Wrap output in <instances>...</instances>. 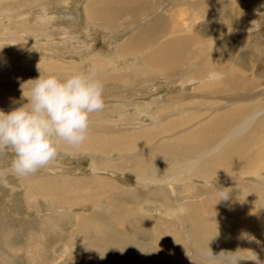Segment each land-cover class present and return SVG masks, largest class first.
Listing matches in <instances>:
<instances>
[{
  "label": "bare ground",
  "instance_id": "6f19581e",
  "mask_svg": "<svg viewBox=\"0 0 264 264\" xmlns=\"http://www.w3.org/2000/svg\"><path fill=\"white\" fill-rule=\"evenodd\" d=\"M7 1L8 0H0V2ZM13 1L14 0H10L9 2ZM115 1L117 4L114 3V0H95L91 3L87 12L90 20L95 24L98 22L103 26L111 25L113 27L115 20L122 14H127L131 16L132 19H135L138 11L140 12V10L145 9L152 0ZM161 3H163V1ZM35 4L36 1L31 3V0H28V3H26L27 9L24 11V15L27 16L25 19L27 20L26 23L30 27H32V25L36 27L37 25L41 28L40 31H46L47 29H45V27H50L51 25L50 20L49 18L46 19V17H40L43 12L41 9L38 10L36 6H34L36 7L34 8L33 5ZM241 4L240 1H238V3L232 7L236 19L241 14ZM187 5H191V3ZM194 8L195 6L192 10H195ZM84 9H86V7H84ZM154 9L151 3L149 9L145 11V13H152ZM28 10L32 11L28 12ZM29 14L34 16L29 18ZM158 14L159 15L148 21V23L135 26L137 30L129 31V33L126 32L125 36L127 39L124 44L119 46L116 50L111 46L102 51L100 53L101 56H86V58L83 59V62H86L85 64L95 66L101 70V72H98V76L104 83V98H117L119 100L123 99L129 101L135 97H139V101H135L132 104L124 103L125 101H118L116 105L117 108L131 115H135L139 113V111L143 114L144 102L148 100L146 96L147 92L143 91L141 94L137 93L144 89L143 85L148 86L156 83V80L162 77L171 79L174 84L176 81L174 76L184 72L189 62L199 63L200 58H203L204 66H208L214 61L216 63L219 62L220 65L216 66L211 71H220L225 78L216 82L209 79H206V81L200 80L199 84L192 90L166 96L165 99H168V101H164V103L169 105V110L163 111L157 107L153 108L155 118L157 119L156 123H161L159 129L152 128L151 130L146 127H140L141 117L140 119L138 118L133 126L129 125V123L125 124V121L128 119L127 115L121 114L120 118L114 117L110 112L109 103L105 104L103 110L91 114L89 122L90 130L103 134V137L89 135L87 136L88 138L85 145L82 144L78 147L59 142L57 145L58 156L62 154H70V156L78 155L77 151L86 150L84 148L91 149L95 153L100 154H110L112 151H115L120 156L118 159L110 158L103 161L100 158L94 161L93 167L110 168L120 175V170H122L123 167L122 159L126 156V152L128 151L131 156L129 158V165L132 174H134L136 176L135 179L144 186L142 189L138 190L144 192V190L146 191L147 188L151 187V184L156 183L167 185L162 196H167L169 192H173L172 188L174 186H181L185 188L189 194L193 195L194 193L191 192L190 187H187V183L195 178L202 181L203 186H207L208 190L212 188L221 189L220 186H223V188L230 187V185H227V182L234 180V182H237L236 186L238 187L239 194L235 196L230 194L229 197L226 196L228 197L227 201L234 206L227 204L226 197H220L225 193L213 196L216 200L212 201L207 195L201 197L205 204L211 205L214 209L218 210V213L222 215L227 226L235 230V233H232L234 237L231 238L220 235L217 228L212 227L211 229L212 233L218 234V240L234 241L233 244L227 243L229 247L221 246L222 248L219 249L221 251H227L228 256L223 254V257L215 262L207 258L210 256H207L205 260L199 256H190L188 260L183 257L179 259L177 264L181 263L182 260L186 264H222L220 260L224 258L230 260L227 264H264V210L256 206L258 200L262 202L259 203V205L261 207L264 206V185H260V183L264 182V171L260 170V167H264V165L260 163L264 160V89L257 88L254 93L250 92L252 94L248 95V97L239 94V92H242L240 87L248 86L246 88V90H248L249 85L253 82V78L247 79L250 75L241 73L242 68H253L263 80L260 83L264 84V69L256 68V66L263 65L264 58L259 54V56L256 57L251 53L252 51L242 48L245 45H249L247 43L248 40L244 39V41L240 40L239 44L240 48L244 50L239 49L236 51L235 55L238 57L234 58V56H231L233 60L232 63L223 64L213 54L214 52H211L204 59L202 48L200 49L199 42L196 40V38H202L196 35L197 33L203 32L223 33L227 30L229 31L232 25H236L237 23H231L225 12L217 16V25L212 28L210 27L211 29H208L207 25H203L201 30L194 32L192 29L190 34H184L181 28H173L170 23L162 22L166 18L164 12ZM47 15L51 16V13L47 11ZM57 15L58 12L53 11L52 17H55L56 20L63 19L61 14ZM191 18H194V15L187 16L189 22ZM119 20L124 19L120 18ZM218 20L220 21L219 23ZM18 23L19 29H21V21ZM88 23L89 22L86 24L88 25ZM118 23L116 25L117 27L120 25L124 27L123 21H118ZM260 23H262V20L245 26L258 27ZM64 26L65 24L61 21H57L56 28L59 27L57 28L58 34L64 32ZM15 27L17 28V26H11V28ZM109 39H113V34H109ZM255 41L258 43L254 44ZM255 41L253 42L256 46H254V48H261V50L264 51V41H261L259 36L255 38ZM192 43L197 44L195 50L191 48ZM19 45L22 46L21 43ZM54 47H56V45ZM92 48L94 47L92 46ZM130 51L140 52L137 56H141L143 64L151 67V71L154 72V77H151L147 67H139V62L135 63L131 68L132 72H139L138 76L135 78L131 77L130 72L125 73L128 69L122 68L120 70L119 68L113 67V64L110 63V58H133ZM237 52L241 53L242 58H240ZM109 53L111 54L110 58L104 59L103 56ZM2 58L4 57H0V63L2 65V67H0V77L5 79V83H0V104L7 103L13 108L25 102L22 93L24 91V93L27 94L29 89L28 86L22 84V81L23 83L27 81L29 76L18 75L19 73L15 72L8 64L7 60ZM70 60L73 61L74 59ZM57 61H50L48 65L58 70H66L63 72H66L67 75L83 71L85 66L83 63H72L71 61L70 63H66L61 57ZM134 62H131V65ZM121 64H123V62H120V65ZM28 66V64L23 66V69L27 71ZM235 66L237 70H234ZM203 71L204 70L199 68V70H195L193 74L195 76H201ZM195 73H199V75ZM134 80L137 81L134 85H137L135 96L133 95V90L130 88ZM258 84L255 80L254 87ZM118 85L121 86L119 87ZM147 90H149V88H147ZM246 97L247 102H245ZM219 99L228 100L222 107L229 108L213 109L211 113L207 114L206 111H204V103H206L205 110H208V108H212L211 103ZM248 141L254 142L256 149L252 151ZM114 143H116V145H114ZM121 153L125 155L122 156ZM9 156L8 153L7 155L0 154V159H6ZM57 162L58 165H60L59 161ZM256 162L258 163V168L255 164ZM60 166L61 172L65 169V174L73 172L68 165H64L63 167L62 165ZM41 168L42 171L46 169V173L42 174L35 172L34 174L26 176H18L20 185L16 186V188L26 191L27 205L36 204V202H32V199L36 201L40 199L44 200V197L46 199L49 190L52 192L48 194V197L52 195L51 198H53L56 194L53 189H57L55 185H58V187L62 186H59V181L66 185L69 183L66 181L68 179L63 178L64 176L66 177V175L56 173L54 170L55 168L51 167V163L47 165L46 168ZM6 172L8 173L7 175L13 177L14 174L11 173V168L6 170ZM214 176L222 177L223 179L216 182V179H213ZM90 177L91 179L89 181L76 180V177L74 179L72 178L70 181L71 184H69L71 190L80 187V184H82L75 181H84L83 183L85 186L87 185V188L91 186L89 189L97 188L98 190L96 197L94 194L96 192L93 193V190L89 192V189L84 188L83 192L79 195L82 196L83 199L85 198L83 201L87 200V196L90 195V197H94L95 195L97 201L105 197L106 203L101 204V206L99 205L98 209L96 208L94 211H87L83 214H80L79 211H72L75 213L77 225L70 231L83 233L81 234L83 235L82 239L84 240L87 238V242L82 246V254L80 256H67L68 258L66 257L67 260L64 264H113L117 256H124L122 264H146V261L150 257L135 256L136 252L134 248L126 244L125 240H122V236L132 231V225L135 223L140 221L148 222V219H151L150 222H154L152 218L156 217V213L141 211L143 207L142 195L140 192L139 194L141 196L136 192L137 188L133 187L132 193L129 192L131 204L122 206V203V205L119 204L113 198V194L116 195L120 192V186L116 184L115 180L107 178L108 176L106 177L100 172ZM246 178H249L253 183H244ZM97 185L99 187H96ZM169 187L171 188L170 191ZM65 192H67L66 201L68 202H62L58 199L59 197H55V199H51L49 203L58 205L61 208L63 206L64 209L67 208L71 210L75 206L77 199H73L74 196H71L72 192L69 193L67 190ZM152 193L154 195L157 194L156 191ZM254 197H256L257 200L252 202ZM96 206L98 205L95 204V207ZM172 207L175 210H186L187 213L190 212L189 209L182 208L179 203H174ZM145 209H147L146 206ZM66 212L69 211L65 209L61 213H54L51 211L49 215L47 214L46 222L49 225L48 227L50 229L63 228L60 226V221L64 224L66 220L64 217H69ZM29 220L33 219L29 218ZM34 220L36 222V219ZM176 221L186 222L185 229L192 237L198 236L199 233L205 236L210 231L209 224L201 217L196 219L197 224L194 225L187 214L183 213L180 215L176 213L174 217L169 220L171 228H174ZM76 232H74V234ZM153 232H155V230H153ZM165 233L168 234L170 231L166 230ZM54 235V233H50L49 242ZM74 238L75 237H73V239ZM56 241L53 245L49 243L50 249L55 248L56 244H58ZM66 243L63 250L64 253L69 251L71 247H74V245L70 246L69 243L74 244L75 241L69 239ZM235 243H237V245H235ZM259 243H261L260 247H258ZM42 244L46 246L47 240H45L42 233H38L36 236L32 237L30 244L26 247L24 252H21L19 250L20 248L18 249V255L25 253L29 258V264H48L43 256L42 259L38 256L42 251ZM124 246H126V248H124ZM168 249L169 252L173 250L171 246H168ZM30 252H32V255H30ZM11 256H16V253ZM171 257L175 256H168L165 258L168 264L172 260ZM63 258L64 255L62 253L56 254L55 256L53 255V260L55 261H53V263H57V261Z\"/></svg>",
  "mask_w": 264,
  "mask_h": 264
},
{
  "label": "rangeland",
  "instance_id": "374dc122",
  "mask_svg": "<svg viewBox=\"0 0 264 264\" xmlns=\"http://www.w3.org/2000/svg\"><path fill=\"white\" fill-rule=\"evenodd\" d=\"M9 1L10 0L7 2H0V57H4L2 59L7 60L8 64L15 70V72L19 73L18 75L29 76V81L27 80L24 83L22 81V84L28 86V89L31 86L30 80L36 78L40 74H55L60 77L66 76L67 73L63 72L66 70H58L55 67L48 65L50 61H57L60 57L66 63H70V61L72 63H83V65H85L83 71H86L92 67L85 64L86 62H83V59L86 58V56H101L100 53L111 46L116 50L119 46H122L127 39L125 36L126 32L129 33V31L137 30V27L135 26L148 23V21L159 15L158 13L161 12L166 14V18L162 22L170 23L173 28H181L184 31V34H190L192 29L194 32H197V30H201L203 25H207V28L211 29L217 25V16L220 13L225 12L228 16V20L231 23H237L236 25H232L229 31L227 30L223 33L203 32L197 33L196 35L197 37L202 38H196V40L199 42L200 49L202 48V55L204 59L211 52H214L213 54L219 61H221L223 64H230L233 61L231 56H234V58L238 57L235 55L236 51L239 49L244 50L239 46L240 40L244 41V39L248 40L247 43L249 45H245L242 48L252 51L251 53L256 57L262 55V58H264V51L261 50V48H254V44L258 43L255 41L256 37L259 36L260 40L264 41V0H152L151 3L155 8L152 13H145V11L149 9L150 3L145 7V9L140 10V12L138 11L135 19H132V17L127 14H122L115 20L113 27L111 25L103 26L98 22L95 24L90 20L87 12L90 4L95 0H31V3L36 1V4L33 5V7L36 6L38 10H42L43 13L40 15V17H46V19L49 18L50 20L51 25L50 27H45V29H47L46 31H40L41 28H39L37 25L36 27H33V25L30 27L26 23L27 20L25 19L27 16L24 15V11L27 9L26 3H28V0H14L13 2ZM162 1L163 3H161ZM238 1H240V4H243H241V14L236 19V15L234 14V9L232 7L237 4ZM114 3L117 4L115 0ZM189 3H191V5L188 6L187 4ZM194 6L195 10H192ZM84 7H86V9H84ZM31 11L32 10H28V12ZM47 11L51 13V16L47 15ZM53 11H57L58 15L61 14L63 19L56 20L55 17H52ZM31 15L32 14L28 15L30 16L29 18L34 16ZM188 15H194V18H191L190 22L187 20ZM120 18L124 20H119ZM259 20H262V23H260L258 27L245 26L248 24H253L257 21L259 22ZM20 21L22 25L21 29H19L18 25V22ZM57 21H61L63 24H65V29L62 34H58L57 32V28H59H56ZM118 21H123L124 27L121 25L117 27L116 25ZM87 22H89L88 25L86 24ZM219 22L220 21L218 20V23ZM11 26H17V28H11ZM109 34H113L112 40L109 39ZM20 43L22 46L19 45ZM55 45L56 47H54ZM92 46L94 48H92ZM196 47V43L191 44V48L193 50H195ZM130 52L132 53L133 58L125 57L123 59H112L110 58V53L105 54L103 57L104 59L110 58V63L113 64L114 68H119L120 70L122 68L128 69L125 71V73L130 72L131 77L134 78L138 76L139 72H132L131 68L135 63L139 62V67H147L151 77H154V72L151 71V67L143 64L141 56H137L140 52ZM237 53L239 54L240 58H242L241 53ZM70 59L74 60L72 61ZM120 62H123V64L120 65ZM131 62L134 63L131 65ZM26 63L29 65L27 71L23 69V66L27 65ZM129 65L131 66L127 67ZM218 65H220L219 62L216 63L214 61L208 66H204L203 58H200L199 63L189 62L184 72H182L180 75L174 76L176 79L174 84L171 79L162 77L157 79L156 83L148 86L143 85L144 89L141 92H137L138 94H141L143 91L147 92L146 96L148 97V100L144 102L143 114L140 113L141 111H139V113L131 115L130 113L117 108L116 105L118 101H125L124 103L132 104L135 101H139V97H135L129 101L123 99L119 100L117 98H104L105 104L109 103L110 112L114 117L120 118L121 114H126L128 119L125 121V124L129 123V125L133 126L137 122L138 118L140 119L141 117V124L139 125L140 127H146L151 130L152 128L159 129V125L161 123H156L157 119L155 118L153 108L157 107L163 111L169 110V105L164 103V101H168V99H165L166 96L192 90L199 84L200 80L206 81V79H208V74ZM0 67H2L1 63ZM199 68L204 71L202 72L201 76H195L193 72L195 70L198 71ZM235 68L236 66L234 67V70H237V68ZM256 68L264 69V63L263 65L256 66ZM96 69L98 72H101V70L97 67ZM241 73L250 75L247 79L253 78V82L251 85H249L248 90H246L248 86L240 87V90L242 91L239 92L240 95H245L248 97V95L252 94L250 92L254 93L257 88L264 89V84L260 83L263 80L258 76L253 68H242ZM195 74L199 75V73ZM224 78L225 77L222 76V79ZM255 80L257 81V84H260L254 87ZM213 81L216 82L218 80ZM136 82V80L132 81V86H130V88L133 90L134 96L137 90V85L134 86ZM0 83H5V79L0 77ZM118 86L120 87L121 85ZM147 88H149V90H147ZM247 97L245 102H247ZM227 101L228 100L222 99L216 100L211 103L212 108H208V110H205L206 103H204V111L209 114L213 109L229 108L222 107ZM11 108L12 107L7 103L0 104V109H3L4 111H7ZM89 135L103 137V134L90 130V126L87 136ZM61 142L65 143L63 141ZM85 142H87V139ZM85 142L83 143L84 145ZM248 144L250 145L252 151L256 149L254 142L248 141ZM114 145H116V143H114ZM84 149L86 150L77 151L78 155L70 156V154H62L57 156V158L51 162V167L55 168L54 170L56 173H62L66 175V177L64 176L63 178L68 179L66 181L69 183L66 185L59 181V186L62 185L61 187L64 188L62 189L61 187H58V185H55L57 189H53V191L56 193L53 198H51L52 195L48 197V194L52 192L48 189L49 191L46 195V199L45 197L44 200L40 199L39 201L32 199V202H36L35 205H27V196L25 195L26 191L24 189L16 188V186L20 185V180L17 175L14 174L13 177L11 175L0 177V264H29L28 256L25 255V253L18 255V249L20 248L19 250L24 252L26 247L30 244L32 237L36 236L38 233H42L45 237V240H47V245L45 246L42 244V251L38 256L41 257V259L43 256L48 264H64L68 258L67 256H80L82 254L81 248L87 242V238L83 240V235H81L83 233L70 231L77 225L75 213L72 211H79L80 214H83L87 211H94V209H98L99 205L101 206V204L106 203V200L104 199L105 197H102L100 201L96 200L97 198H95V195L97 197V188L89 189L91 186H88L87 188V185L85 186L83 183L85 180L89 181L91 179L90 176L98 172L106 177L108 176L107 178L115 180L116 184L120 186V192L116 195L113 194V198L119 204L122 203V206L131 204L129 192L132 193V188L134 187L137 188V190L135 189L136 192L138 194L140 192L142 195L141 196L139 194L143 203L141 211H150L151 213H156V217L152 218L154 222H150L151 219H148V222L140 221L135 223L132 225V231H129L127 235L122 236V240H125L126 244L131 245L134 248L136 252L135 256L150 257L146 261V264H168L165 259L168 256H175L171 257L172 260L169 264H177L179 259H182L183 257L188 260L190 256H199L204 260L207 256H210L207 258L212 262L219 260L221 257H223V254L228 256L227 251H221L219 249L222 248L221 246L229 247V244H233L234 241L218 240V234L212 233L211 229L212 227L217 228L220 232V235L231 238L234 237L232 233H235V230L232 227L227 226L222 218V215L218 213V210L214 209L211 205L205 204L201 197L207 195L212 201L216 200L213 196L217 194H226L228 192V197L230 194L235 196L236 194H239L238 187L236 186L237 182L231 180L227 182V185H230V187L223 188V186H220L221 189L212 188L208 190L207 186H203L202 181H199V179L195 178L188 181L187 183V187H190L191 192L194 193L193 195L189 194L185 188L181 186H174L172 188L173 192H169L167 196H162L167 185H161L159 183L151 184L150 188H147L146 191L144 190V192H142L138 189H142L144 186L135 179L136 176L132 174L131 167L129 165V158L131 157L130 152L127 151L126 156H124V153H121V155L124 156L122 159L123 167L122 170H120V175H118L110 168L93 167L94 161H97L100 158L103 161H106L110 158L118 159L120 156L117 152L112 151L110 154H100L95 153L93 150L88 148ZM8 154L10 156L6 159H0V170L6 171L11 168L10 151ZM57 161H59L62 167L64 165L71 167L70 169H72L73 172H69V175L65 174V169H63L61 172V166L58 165ZM260 163L264 165V160ZM255 164L258 168V163L256 162ZM43 168H46V166H43ZM260 170L264 171V167H260ZM46 171V169L42 171V168H40L37 172L44 174ZM72 178L84 181L79 182L73 180L79 184H82H80V187L71 190L69 184H71L70 181ZM213 179H216L215 181L218 182L223 178L214 176ZM244 183L253 182L249 178H246ZM260 185H264V182L260 183ZM96 187L99 186L97 185ZM84 188L89 189V192L91 190H93V193L96 192L94 193V197H90L89 195L86 198L87 200L83 201L85 198L83 199L82 196L79 195L83 192ZM56 190L59 191L57 192ZM66 190L69 193L72 192L71 196H74L73 199H77L75 206L71 210L65 208L66 211H69L66 212L69 217H64L66 219L64 224H62V221H60V226L63 228L50 229L48 227V223L46 222V215H49L51 211L54 213H61L65 209L63 206L61 208L60 206L51 204L49 202H51V199H55V197H59L58 199H60L62 202L66 201ZM170 190L171 188L169 187V191ZM153 191H156L157 194L154 195L152 193ZM57 193L60 196H58ZM228 197H226V201ZM255 198L256 197L252 199V202L257 200V198ZM174 203H179L182 208H187L190 212L187 213L186 210H175L172 207ZM259 203H262L261 200L257 201L256 206L264 210V206L261 207ZM95 204L98 206L95 207ZM227 204L234 206L228 201ZM145 206L147 209H145ZM176 213L180 215L183 213L187 214L188 218L192 220L194 225L197 224V218L201 217L202 219H205L210 226V231L205 236L204 234L199 233L198 236L192 237L185 229L187 223L181 221H176L174 228H171L169 220L172 219ZM29 218H32L33 220H29ZM34 219H36V222ZM153 230H155V232H153ZM166 230L170 231V233H165ZM74 232L80 234H74ZM50 233H54L55 235L51 239L53 241L50 240L49 242ZM73 237L75 238L73 239ZM69 239L75 241L74 244L69 243L70 246L74 245V247H71L69 251L64 253V246L67 244L66 242H68ZM55 241L58 244L55 243V248L50 249V244L53 245ZM219 242L224 244H220ZM235 245H237V243H235ZM260 245L261 243H259L258 247H260ZM168 246L172 247L173 250L171 252H169ZM124 248H126V246H124ZM32 252H30V255H32ZM15 253L16 256H11ZM59 253H62L64 258L57 261V263H53V255L55 256ZM123 257L124 256H117V259L113 264H122ZM220 261L222 264H227V262L230 260L228 258H224ZM179 264L186 263L182 260Z\"/></svg>",
  "mask_w": 264,
  "mask_h": 264
},
{
  "label": "clouds",
  "instance_id": "9594fccd",
  "mask_svg": "<svg viewBox=\"0 0 264 264\" xmlns=\"http://www.w3.org/2000/svg\"><path fill=\"white\" fill-rule=\"evenodd\" d=\"M222 76V72L213 70L208 79ZM30 81L27 94L22 93L24 103L8 111L0 109V154L10 151L11 173L17 176L34 174L53 162L61 141L82 145L91 114L105 107L104 83L95 66L63 77L40 74ZM7 174L0 170V177Z\"/></svg>",
  "mask_w": 264,
  "mask_h": 264
}]
</instances>
